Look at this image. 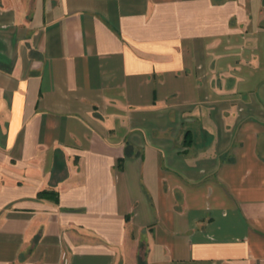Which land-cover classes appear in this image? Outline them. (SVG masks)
<instances>
[{
	"label": "crops",
	"instance_id": "0c3cea01",
	"mask_svg": "<svg viewBox=\"0 0 264 264\" xmlns=\"http://www.w3.org/2000/svg\"><path fill=\"white\" fill-rule=\"evenodd\" d=\"M0 264H264V0H0Z\"/></svg>",
	"mask_w": 264,
	"mask_h": 264
},
{
	"label": "trees",
	"instance_id": "16d2710c",
	"mask_svg": "<svg viewBox=\"0 0 264 264\" xmlns=\"http://www.w3.org/2000/svg\"><path fill=\"white\" fill-rule=\"evenodd\" d=\"M50 194V192H42L40 193V196L44 197V196H48Z\"/></svg>",
	"mask_w": 264,
	"mask_h": 264
}]
</instances>
